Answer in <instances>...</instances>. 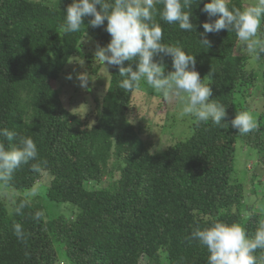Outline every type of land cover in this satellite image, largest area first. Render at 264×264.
I'll list each match as a JSON object with an SVG mask.
<instances>
[{"label": "trees", "instance_id": "trees-1", "mask_svg": "<svg viewBox=\"0 0 264 264\" xmlns=\"http://www.w3.org/2000/svg\"><path fill=\"white\" fill-rule=\"evenodd\" d=\"M245 5L0 0V264H264L260 174L234 177L237 142L264 158V66L236 50ZM86 41L114 60L82 116L58 83ZM158 68L206 78L215 113L195 110L192 134L164 150L128 120L142 70ZM254 90L262 110L241 121Z\"/></svg>", "mask_w": 264, "mask_h": 264}, {"label": "rangeland", "instance_id": "rangeland-1", "mask_svg": "<svg viewBox=\"0 0 264 264\" xmlns=\"http://www.w3.org/2000/svg\"><path fill=\"white\" fill-rule=\"evenodd\" d=\"M138 1L152 2L154 0ZM244 2H246L244 23L236 50L250 57L249 70H259L264 65L260 56L262 52L258 42L257 28L261 21L260 8L264 0H244ZM84 54L89 57L86 58ZM113 60V53L95 48L93 42L86 41L80 55L70 61L59 79L58 86L64 104L82 116L88 112L92 113L93 95L98 96L107 87ZM95 68L97 70L93 71ZM165 71L164 68L142 70L139 84L143 82V88L134 95L133 109L128 117L130 121L142 123L139 127L140 131L138 127L136 129L139 132L136 129L135 131L146 141L149 140L151 149L154 148V150H164L176 140L189 137L192 134L189 126L195 120L193 114H197L195 110L198 108L205 116L215 115L206 101V89H204L207 85L206 78L188 80ZM87 90L90 92L88 93ZM256 95L258 91L254 90L252 98L247 100L251 103L249 109H240L244 98L241 96L238 98L239 108L236 114L239 120L250 123L255 121L262 110V104ZM202 99L203 102L199 103ZM197 103L200 106H196ZM151 122L157 126L149 130L146 127L152 125ZM234 156V177L240 182H249L253 172L256 171L260 174V178L256 180H260L261 188L264 189V158L259 159L255 150L246 148L241 142L236 143ZM259 192L262 190H258ZM3 195L9 198L10 194L4 191ZM142 263L145 264V261Z\"/></svg>", "mask_w": 264, "mask_h": 264}]
</instances>
